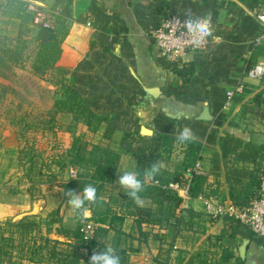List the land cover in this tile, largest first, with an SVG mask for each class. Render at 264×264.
Listing matches in <instances>:
<instances>
[{
  "label": "crops",
  "instance_id": "1",
  "mask_svg": "<svg viewBox=\"0 0 264 264\" xmlns=\"http://www.w3.org/2000/svg\"><path fill=\"white\" fill-rule=\"evenodd\" d=\"M26 1L55 13L56 26L67 29L58 65L69 69L67 83L104 119L94 144L119 155L95 216L90 210L86 219L97 225L92 235L79 231L81 219L61 192V216L50 225L51 233L42 229V234L59 242V259L42 264H88L92 250L106 246L116 249L121 264H264V238L231 217L211 219L205 212L208 199L245 205L259 187L264 161V77L253 79L247 72L264 60V40L257 42L264 0ZM171 14L193 18L210 14L209 45L179 62L163 58L152 34ZM4 41L0 36V44ZM241 83L243 92L229 101L228 92ZM153 88L163 91L155 96L150 92ZM63 114L74 120L70 113ZM204 114L210 118L204 119ZM79 125L89 129L85 121ZM107 126L114 129L110 138L99 133ZM184 127L193 130L194 142L202 147L197 160L201 171L195 177L182 166L189 147L178 139ZM127 133L140 139L175 138L176 144L183 145L182 157L176 161H163V152L154 162L162 167L140 193L142 204L117 182L129 170L141 173L143 179L149 168L148 162L143 164L126 150ZM47 160L41 163L50 167ZM78 169L67 162L50 170L66 181L76 178ZM155 180L183 183V189L175 192L180 202L168 194H145L146 187L158 186ZM6 181L0 177V225L29 217L40 220L30 216L37 197L30 192L32 181ZM92 240L94 248L87 246ZM0 264L11 263L0 259Z\"/></svg>",
  "mask_w": 264,
  "mask_h": 264
},
{
  "label": "trees",
  "instance_id": "2",
  "mask_svg": "<svg viewBox=\"0 0 264 264\" xmlns=\"http://www.w3.org/2000/svg\"><path fill=\"white\" fill-rule=\"evenodd\" d=\"M29 5L30 3L26 0H0V36L5 37L4 43L0 44V69H13L14 67L21 69L25 68L30 59V56L25 54L27 44L30 41L35 42L37 51L32 64L33 73L40 79L48 81L56 86L60 92L56 90L55 93L61 95V98L55 100L53 108L48 111V119L44 122L54 123L52 125L53 128L60 126V123L56 120L57 114L60 112H68L74 114L75 121L84 119L90 129L94 132H98L100 129L104 128L102 126L103 124H100L104 119L95 114L81 98L79 92L67 83L69 69L58 65L62 53V43L67 34V29L56 25L53 28L37 27L38 30L35 36L32 40H29L28 36L33 32V26H35L33 24L34 13L29 8ZM8 89L9 87L7 84L0 82V101L6 97ZM61 90H63V93H61ZM113 131L114 129L111 126H107L104 130L105 137L110 138ZM134 136L135 135L132 133L126 134V150L141 160L143 164H145V154L148 152V157H150L147 160L149 161V167L159 158L162 153L161 150L170 151V149L176 145L177 141L175 138L170 137L153 136L151 138H144L142 136L145 144L149 143V147L146 149L142 146H135V144L131 142L132 140H136L133 138ZM185 142L189 146L187 153L188 160L184 161L182 166L187 171L196 164L199 158L198 152L202 147L196 142ZM71 148V152H68L67 156L71 157L70 163L74 164L79 169L76 178H71L66 181L58 178L56 174L52 173L50 167L47 165L38 163L34 155L29 157L27 152H25L24 155L20 156V159L27 157V161L31 163L30 168L27 169L28 174L31 175V173H35L36 170L38 175L42 177L41 179L44 184L49 188H54V186H56L60 192H63V200L67 199L64 195L66 192H82L86 186H93L96 189V199L95 201L86 202V207L91 210L93 216H95V207L98 204V200L106 184L111 182L119 155L107 148H103L100 144H94L91 156L88 160V157L84 155L85 152H83L84 150L82 149L80 138H76V140L73 141ZM84 160H88L87 162L90 161L93 166H88L91 168L82 167L81 165L84 164ZM58 163L60 168L65 166L62 162ZM192 173L195 177L196 173ZM160 181L162 184L167 183L164 180ZM32 183L30 192L35 195L34 192L39 188L36 182L32 181ZM153 192L164 197H166L167 194L168 196L171 195L169 197L176 202H180L181 200L175 192L167 191L160 185L156 187H146L144 193L149 195ZM49 217L50 219L47 220L44 225L47 234L51 233L52 227H50V225L58 221L56 216ZM84 220L86 219H81V222ZM41 224H44L43 221L36 220L35 217L24 218L19 222L9 223L12 234L15 235V233H17L19 236L23 237L22 242L25 244V247H27L28 242H32V245L28 246L26 252L23 251L24 257H21L26 259L27 262L25 263L20 260L15 262L16 264H32V262L41 263L47 260L59 259L56 257L59 242L48 236L42 235L43 227ZM35 229H37L36 234L39 235V238L32 235ZM87 246L94 248L96 246L95 241L92 240L88 242ZM3 253L6 254L7 252L0 250V256L4 255Z\"/></svg>",
  "mask_w": 264,
  "mask_h": 264
},
{
  "label": "rangeland",
  "instance_id": "3",
  "mask_svg": "<svg viewBox=\"0 0 264 264\" xmlns=\"http://www.w3.org/2000/svg\"><path fill=\"white\" fill-rule=\"evenodd\" d=\"M33 28V32L28 36L29 40L33 39L38 30L35 26ZM36 51V43L30 41L25 51V54L29 55L30 59L25 68L0 69V82L7 84L9 87L6 97L0 101V133L6 135L4 140H2L3 135L0 136V177L4 181L7 180L6 184L11 181L15 183L21 181L31 183V178L32 181L38 184L39 189L34 192L35 196H37L35 197V211L30 216H40L39 221H43L44 224H41V226L46 232L44 225L50 219L49 216H61L62 194L56 186L49 188L44 184L42 177L38 175L36 170L35 173L29 175L27 169L30 168L31 163L27 161V157L24 156L25 158L20 159V156L27 152L29 157L34 155L38 163L45 159L51 160V163L47 160L50 169L52 166H58V162H62L66 166L67 162H71V157L67 156V151L71 152L73 141L76 138H80L83 152H85L84 155L89 160L96 139L95 136L98 133L90 128L86 130L80 126L79 122L84 121V119L77 121H75V118L73 121L65 119L67 116L63 113L68 112L57 114L56 120L60 123V126L53 128L52 125L54 123L44 122L48 119V111L53 108L55 100L61 98V95L55 93L56 90H59L56 86L40 79L33 73L32 64ZM61 93H63V90H61ZM231 98H228L229 101ZM70 114L74 116V114ZM100 124H103V122ZM104 130L99 133H104ZM7 138L9 139L7 140ZM135 139L133 141L135 146H142L146 149L149 147V143L145 144L143 139ZM182 147L181 143H177L170 151L161 150L162 153L164 152L161 159L165 162L176 161L177 157H182ZM148 155L149 153L146 152L145 163L149 162L147 161L150 158ZM87 161L84 160V164L81 166L91 168L88 166L93 165H91L90 161ZM57 177L59 178L60 174H57ZM102 209L104 210L103 212L107 211L105 206ZM37 229L32 235L39 238V235L36 234ZM22 241L23 237L19 236V234H12L9 223L7 227L0 225V250L7 252L0 256L1 261L10 262L11 264L20 260L25 261L24 258H21L24 257L23 251L26 252L32 242H28L27 247H25ZM42 263L32 262V264Z\"/></svg>",
  "mask_w": 264,
  "mask_h": 264
},
{
  "label": "built area",
  "instance_id": "4",
  "mask_svg": "<svg viewBox=\"0 0 264 264\" xmlns=\"http://www.w3.org/2000/svg\"><path fill=\"white\" fill-rule=\"evenodd\" d=\"M29 8L34 13L33 24L36 27H55L57 20L55 13L32 4L29 5ZM191 18L193 17L186 14H171L153 32V41L159 48V53L163 58L172 62H179L188 53L202 51L209 45L212 39V24L210 33L200 36L188 30L187 21ZM258 19L261 22V29L257 42L261 43L264 40V11L258 13ZM247 76L253 79H262L264 77V60L253 66L247 72ZM243 88V83L239 84L234 90L228 92V98L233 97L235 93L243 92ZM187 171L188 175L193 174L192 172H200V162L197 161ZM154 183L162 186L167 191L179 192L183 189V183L180 181L171 180L166 184H162L160 180H155ZM187 189H185V192ZM205 212L211 219L231 217L238 223L249 227L254 234L264 238V161L262 162L259 187L247 204L222 203L217 200L208 199L205 202ZM96 226L94 222L84 220L81 223L79 231L89 236L95 233ZM94 252L98 251L93 249L92 255Z\"/></svg>",
  "mask_w": 264,
  "mask_h": 264
},
{
  "label": "clouds",
  "instance_id": "5",
  "mask_svg": "<svg viewBox=\"0 0 264 264\" xmlns=\"http://www.w3.org/2000/svg\"><path fill=\"white\" fill-rule=\"evenodd\" d=\"M188 30L194 34L204 36L210 33L211 15L197 16L187 21ZM178 139L182 142H194L196 136L190 127H184L180 132ZM162 164L153 163L144 173L143 179L141 174L135 170H129L121 173L117 180L119 186L126 191V194L132 198L137 204H142L140 193L144 191L145 184L160 172ZM67 198V204L76 212L78 218L87 219L91 212L86 207V202L95 201L96 189L89 185L80 192L69 191L64 194ZM88 264H121V257L117 254L115 248L106 246L90 257Z\"/></svg>",
  "mask_w": 264,
  "mask_h": 264
},
{
  "label": "water",
  "instance_id": "6",
  "mask_svg": "<svg viewBox=\"0 0 264 264\" xmlns=\"http://www.w3.org/2000/svg\"><path fill=\"white\" fill-rule=\"evenodd\" d=\"M162 91H163L162 88H153V89L150 90V92H151L153 95H155V96H158L159 93H161ZM203 118H204V119H209L210 117H209V115L204 114V115H203ZM143 131H147V129H146V128H143ZM246 244H247V243H245V244L241 247V254H242V256L245 255V252H246Z\"/></svg>",
  "mask_w": 264,
  "mask_h": 264
}]
</instances>
